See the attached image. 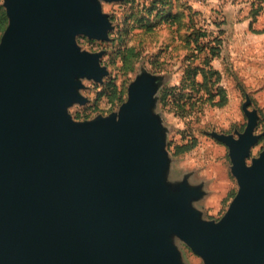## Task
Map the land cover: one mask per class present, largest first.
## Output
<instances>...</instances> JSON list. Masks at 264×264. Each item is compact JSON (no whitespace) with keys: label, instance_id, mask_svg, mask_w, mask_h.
I'll return each mask as SVG.
<instances>
[{"label":"water","instance_id":"1","mask_svg":"<svg viewBox=\"0 0 264 264\" xmlns=\"http://www.w3.org/2000/svg\"><path fill=\"white\" fill-rule=\"evenodd\" d=\"M5 0L0 41V264H183L186 242L205 264H264V150L256 109L230 148L239 189L220 220L192 202L201 189L167 181L169 161L153 113L156 76L142 72L118 112L78 121L83 78L102 80L103 52L81 34L109 39L102 2Z\"/></svg>","mask_w":264,"mask_h":264},{"label":"rangeland","instance_id":"2","mask_svg":"<svg viewBox=\"0 0 264 264\" xmlns=\"http://www.w3.org/2000/svg\"><path fill=\"white\" fill-rule=\"evenodd\" d=\"M149 1L152 0L102 2L103 11L114 24L110 38L97 40L81 34L77 41L83 50L103 52L100 62L107 73L100 81L82 79L84 87L80 92L87 100L83 104L74 103L69 112L78 121L118 112L128 100L132 81L142 72L156 76L153 113L162 126L163 148L169 161L165 171L167 181L175 185L187 180L198 186L201 195L193 200V207L201 212L203 219L218 221L229 209L239 184L232 172L230 148L214 133L238 137L244 131L248 118L243 105L249 96L248 108L256 109L259 114L255 132L261 136L252 148L248 163L260 155L264 150V77L260 79L251 70L245 75L244 71L237 83H226L225 88L223 77L217 81L214 75L206 83L203 73L188 74L184 62L190 53L186 39L191 33L206 29L203 13L195 14L187 0H180L184 3V18L180 22H160L153 16L145 21L143 3ZM178 1L172 0L175 5ZM4 2L0 0L6 14L0 41L9 25ZM242 4L253 13L258 9V17L253 19L264 24V0H242ZM170 11L176 12L174 7H166L164 14ZM200 41L203 45L205 37ZM198 56V65L205 67L208 64L205 54ZM218 86L225 88V96L216 90ZM176 245L183 264H205L203 257L180 238Z\"/></svg>","mask_w":264,"mask_h":264},{"label":"crops","instance_id":"3","mask_svg":"<svg viewBox=\"0 0 264 264\" xmlns=\"http://www.w3.org/2000/svg\"><path fill=\"white\" fill-rule=\"evenodd\" d=\"M187 1V5L189 7L191 5L193 11L203 13L204 28L208 31L204 54H209V46L215 44L211 39L220 35V41L215 44L218 53L211 59V65L220 71L225 88L226 83H237L239 75H243L244 71L245 75L250 70L256 72L261 76L260 79H263L264 24L253 19L258 17V14L242 4V0ZM172 7L177 10L176 5ZM193 50L195 45L191 44L189 52ZM244 86L242 81V89L245 91Z\"/></svg>","mask_w":264,"mask_h":264},{"label":"trees","instance_id":"4","mask_svg":"<svg viewBox=\"0 0 264 264\" xmlns=\"http://www.w3.org/2000/svg\"><path fill=\"white\" fill-rule=\"evenodd\" d=\"M132 2L133 0H129ZM184 3H181L180 0L177 2L176 7L177 10L176 12H169L164 14V11L166 7H171L175 6V4L172 2V0H152L149 1V3L146 5L143 3V8H144V17L143 20L147 21L151 19L150 17L153 16L154 19H159L160 22L162 21H172V22H180L184 18V11H183V5ZM186 6V5H185ZM258 9L255 11V14H258ZM195 14H199L198 11H194ZM163 14V15H162ZM169 14V15H168ZM6 22V14L4 9L0 6V32ZM159 22V21H158ZM192 35V36H191ZM208 36V31L202 29L201 31H195L193 34L191 33L190 35L187 36V44L190 46L191 44L195 45V50L190 52L188 56L185 58L184 62L187 64L188 69H186V72L188 71V74H197L198 72L203 73L205 82L207 83V78H211L212 76H217V81H219L222 77L220 71L216 70L213 68L211 65V59L217 55L216 51V43H218L220 35H216L211 41L215 42V44L209 46V54H205V60L208 64L205 65V67H200L197 63V59L199 58L198 54L204 53L206 50V43L201 44L203 40V37ZM202 37V38H201ZM201 38V39H200ZM209 43V42H208ZM188 46V50H189ZM211 47V48H210ZM216 90L220 91L222 96H225V88L223 86H218Z\"/></svg>","mask_w":264,"mask_h":264}]
</instances>
